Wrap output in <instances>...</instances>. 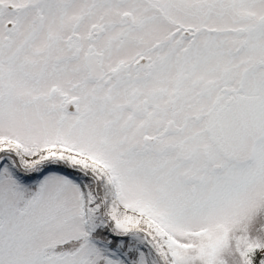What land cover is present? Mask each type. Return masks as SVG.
I'll return each mask as SVG.
<instances>
[{
  "label": "snow or ice",
  "instance_id": "obj_1",
  "mask_svg": "<svg viewBox=\"0 0 264 264\" xmlns=\"http://www.w3.org/2000/svg\"><path fill=\"white\" fill-rule=\"evenodd\" d=\"M0 264H264V0H0Z\"/></svg>",
  "mask_w": 264,
  "mask_h": 264
}]
</instances>
